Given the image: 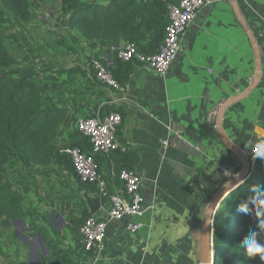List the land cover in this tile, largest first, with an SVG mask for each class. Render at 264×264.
<instances>
[{"label": "crops", "instance_id": "1", "mask_svg": "<svg viewBox=\"0 0 264 264\" xmlns=\"http://www.w3.org/2000/svg\"><path fill=\"white\" fill-rule=\"evenodd\" d=\"M236 4L257 42L261 71L256 88L225 112L222 128L241 150H250L251 140L264 138V0H236ZM97 44L106 48L96 54L97 59L111 66L112 46ZM253 69L249 42L228 1L198 12L183 35L181 51L164 76L137 65L122 94L95 82L89 72L85 77L57 72L38 79L47 86L45 104H63L73 95H85V102L70 105L59 128L56 142L60 149L71 143L78 120L95 116L97 108L108 104L124 113L116 133L118 142L125 143L139 157L133 171L141 178L143 200L152 210L139 219L142 228L136 234L125 230L124 220L108 223L106 250L93 264H200V229L206 207L230 180L225 170L228 167L234 170L233 155L216 133V113L224 101L248 87ZM74 80L76 83L72 84ZM50 89L56 92L48 100ZM165 140L169 141L166 147L162 145ZM100 174L108 193L124 192L120 181L114 182V175L106 166L101 167ZM18 190L24 196L26 217L25 193ZM82 191L84 204L70 212L64 210L63 202L58 204L55 219L61 218L57 220L59 226L53 224L54 219L46 230L52 235L49 225L61 228L55 229L58 237L65 238L61 239L60 246L74 248L75 263L83 253L79 233H71L67 222L77 217L84 207L88 208L84 196L99 200L100 209L91 216L103 219L106 207L99 194L94 196ZM46 208L47 205L40 206L33 201L30 212L42 214ZM27 218L32 217L27 215ZM31 225L32 229L37 226V229H47L33 219ZM35 250L31 247L27 253L31 256ZM48 255L41 245L40 256ZM38 260L39 257L33 264H38Z\"/></svg>", "mask_w": 264, "mask_h": 264}, {"label": "trees", "instance_id": "2", "mask_svg": "<svg viewBox=\"0 0 264 264\" xmlns=\"http://www.w3.org/2000/svg\"><path fill=\"white\" fill-rule=\"evenodd\" d=\"M42 1L0 0V22L7 13L21 21H29L33 5ZM57 1L67 17L66 27L69 30L76 31L83 40L112 46L113 61L109 70L124 88L136 66L141 64L136 60L117 58V49L130 44L144 57L155 55L165 38L168 8L180 0ZM63 45L71 50L67 44ZM41 72L35 64H23L8 54L0 35V227L4 229L25 218L24 196L18 190L23 179L12 181L6 178V165L11 158H15L23 170L55 164L75 178L79 189L98 196L96 185L80 180L70 157L56 142L70 105L85 102V95H73L63 104H45L47 86L38 81ZM87 72L95 79L91 68L87 71L74 66L60 70L66 76L79 74L85 77ZM110 112H118L122 119L124 117L123 111L114 105L97 108L100 117ZM120 144L124 150L116 151L109 159L95 157L98 172L103 165L106 166L108 172L113 173L116 183L120 170H133L139 160L137 153L125 143ZM74 147L86 154L90 152L88 139L77 129L71 135V143L64 149ZM256 160L264 161V154ZM90 216L88 208L84 207L77 217L67 222V229L73 234L79 233L83 222ZM49 226L52 235L46 230L36 229L42 245L49 252L46 257L39 256L38 264H75L74 248L60 246L61 239L53 226ZM253 231L257 234V241L264 244V171L250 175L219 204L213 219V264H264L259 257L249 259L246 255L243 242Z\"/></svg>", "mask_w": 264, "mask_h": 264}, {"label": "rangeland", "instance_id": "3", "mask_svg": "<svg viewBox=\"0 0 264 264\" xmlns=\"http://www.w3.org/2000/svg\"><path fill=\"white\" fill-rule=\"evenodd\" d=\"M96 1L103 2V0ZM66 21L67 17L62 13L59 1L43 0L33 5L32 18L29 21H21L7 13L0 22V35L4 39L8 54L16 57L23 64H35L43 71L38 75L39 79L51 77L49 75L57 72L60 74V70L76 65L90 69L91 60L97 59L96 54H101L106 48L96 42L79 38L76 31L66 27ZM63 44H67L71 50L66 49ZM94 81L97 82L95 79ZM75 83L74 80L72 84ZM55 92L56 90L50 89L47 99H53ZM69 93L71 91H68ZM261 139L263 138L251 140V145ZM249 145L248 143L246 147ZM242 151L248 155L247 162L251 175L264 171V161L257 162L256 158L251 159L249 149ZM231 158L234 162V170L232 167L225 170L230 179L241 170L240 161L234 156ZM6 178L12 181L23 179V184L19 188L25 193L26 217L8 229L0 227V264H33L40 256L41 245L36 232L39 224H35L38 226L32 229L31 220L43 224L47 229H42L48 230V223L53 222L58 214L57 205L63 202L64 210L70 212L71 209L84 204V192L78 188L73 176L55 164L45 167L33 166L29 170H23L16 159L11 158L6 165ZM33 201L40 206L47 205L42 214L36 211L30 212ZM49 205L51 208L48 207ZM27 215L32 217L31 220H28ZM60 239L65 240L64 237ZM31 247H35L36 250L30 256L27 252Z\"/></svg>", "mask_w": 264, "mask_h": 264}, {"label": "built area", "instance_id": "4", "mask_svg": "<svg viewBox=\"0 0 264 264\" xmlns=\"http://www.w3.org/2000/svg\"><path fill=\"white\" fill-rule=\"evenodd\" d=\"M226 2L228 0H180L168 8L165 38L155 55L144 57L132 45L127 44L117 49V58L123 61L136 60L147 71L164 76L181 51L183 35L196 19L198 12ZM90 68L100 84L118 93L124 92V88L113 78L108 63L93 59ZM121 123L122 117L118 112H110L103 117L97 113L93 117L80 119L75 128L88 139L90 152L86 154L76 147L62 151L70 157L74 172L80 180L96 185L99 197L105 200L106 205L103 219L90 216L83 222L79 230V245L83 254L75 264H93L105 252L108 223L124 220L125 230L129 234H136L142 228L139 219L146 211L152 210L143 200L141 178L135 171L122 169L118 173V180L124 190L122 194L108 193L105 181L98 172L96 156L109 157L116 151L124 150L116 138ZM162 145L168 146L169 141H163ZM250 154L251 159L264 154V138L251 145Z\"/></svg>", "mask_w": 264, "mask_h": 264}, {"label": "water", "instance_id": "5", "mask_svg": "<svg viewBox=\"0 0 264 264\" xmlns=\"http://www.w3.org/2000/svg\"><path fill=\"white\" fill-rule=\"evenodd\" d=\"M233 14L239 23L241 29L243 30L247 41L249 42L253 61H254V69H253V77L251 83L248 87L239 93L238 95L224 101L217 110L214 126L216 129L217 136L221 143L231 152V154L236 157L241 163V170L234 176V178L228 180L213 196L211 201L206 207L205 216L200 229V264H213L215 251L212 242L213 238V219L218 209L221 201L236 187L241 185L248 177L251 175L250 170L248 168V155L245 154L237 145H235L225 134L222 128V120L225 112L233 105L244 100L257 86L260 71H261V62H260V54L257 42L247 26L245 20L243 19L241 13L236 4V0H228ZM85 197V201L88 205L89 212L91 215H94L99 209L100 204L97 198H89ZM61 220L60 217H57L55 221ZM54 221V222H55ZM53 222V224H54ZM63 222V221H62ZM56 231H59L61 228H55ZM40 243L42 245L41 237H39ZM43 246V245H42Z\"/></svg>", "mask_w": 264, "mask_h": 264}, {"label": "clouds", "instance_id": "6", "mask_svg": "<svg viewBox=\"0 0 264 264\" xmlns=\"http://www.w3.org/2000/svg\"><path fill=\"white\" fill-rule=\"evenodd\" d=\"M256 235L254 231L250 232L249 238H246L243 242L246 255L249 259L259 257L261 261H264V244L257 241Z\"/></svg>", "mask_w": 264, "mask_h": 264}, {"label": "flooded vegetation", "instance_id": "7", "mask_svg": "<svg viewBox=\"0 0 264 264\" xmlns=\"http://www.w3.org/2000/svg\"><path fill=\"white\" fill-rule=\"evenodd\" d=\"M57 224H58V221H55V222H54V225H57Z\"/></svg>", "mask_w": 264, "mask_h": 264}]
</instances>
